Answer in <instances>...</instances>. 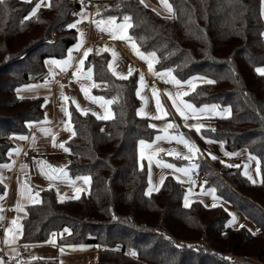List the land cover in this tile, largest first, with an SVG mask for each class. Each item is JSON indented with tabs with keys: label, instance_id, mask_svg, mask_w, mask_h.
<instances>
[{
	"label": "trees",
	"instance_id": "trees-1",
	"mask_svg": "<svg viewBox=\"0 0 264 264\" xmlns=\"http://www.w3.org/2000/svg\"><path fill=\"white\" fill-rule=\"evenodd\" d=\"M71 1L50 0L35 14V0L0 4V164L9 160L13 138L43 118V98L20 97L16 89L43 77L45 60L64 57L75 43L76 30L68 27ZM168 2L170 15L140 0H94L93 13L115 21L129 16V36L141 51L155 52L156 71L171 69L181 81L205 77L185 95L187 101L230 108L228 116L205 119L199 132L184 133L198 144L213 139L227 153L258 160L260 180L253 183L224 157L198 158L205 185L250 225H231L223 204L193 200L185 206V185L171 174L158 190L146 192L148 170L139 162L138 146L152 141L156 129L137 114V73L118 78L108 68L109 55L93 52L85 60L98 85L92 91L112 101L113 114L100 119L71 106L75 135L67 142V169L88 176V190L59 198L54 188L43 189L38 202L23 208V244H42L56 234L61 246H95V264H264V75L256 71L264 65L262 1ZM4 191L0 181V197ZM27 264L58 263L55 258Z\"/></svg>",
	"mask_w": 264,
	"mask_h": 264
},
{
	"label": "crops",
	"instance_id": "crops-1",
	"mask_svg": "<svg viewBox=\"0 0 264 264\" xmlns=\"http://www.w3.org/2000/svg\"><path fill=\"white\" fill-rule=\"evenodd\" d=\"M87 1L89 5H81L70 22V24H75L76 21H81L79 24H76V27H74L76 30V41L67 49L65 56L62 58L46 59V72L44 76L35 82L24 84L16 89V94L20 97H42L44 115L40 122L31 126L28 134L18 135L13 138L14 148L10 153L9 160L0 164V181L5 187L4 194L0 197V245L2 247L0 264H8V261H11V264H27L36 259L55 258L58 264H64L70 262L80 263L88 257L95 259V246H61L56 243V234L51 235V237L54 238L55 243H50L49 241H52V239H50L42 244L26 245L23 248H19L18 246L23 243L20 241V227H17V225L20 226L19 221L23 213V210L21 211L20 208L23 209L30 203L38 202L40 199V192L43 189L49 187L54 188L59 198H75L88 190L89 181L85 183L83 179H78L84 176H72L67 169L69 152H65L64 148H68L67 142L73 135V126L70 117L66 112L70 113V107L72 106L79 112H82L81 109H84L87 110L86 112H90L93 115L95 113V116L100 119H108L112 117L113 112L111 103H105V101H110L109 99L93 93V87H91L94 83L93 77L91 80H88L86 75L73 76V73L77 72L78 68L80 73H87L89 67L85 65V60L87 58L83 55L85 50L89 48L92 49L88 55L93 52L107 53L109 55L108 68L113 74L115 72L128 77L130 76L128 75L129 67L134 69L132 74L137 73L138 76L136 94L137 90H139L140 95L137 96L141 101V104L137 108V114L139 116L148 117L150 119L151 117H162L164 114L157 111L156 98L157 96L159 98L163 95L165 96V99L171 103L173 111H175V109L177 110L176 106H179L181 111L185 113V117H191L190 120L184 119L183 126L188 129H195L189 127L190 125L195 124L203 126L204 120L207 118L224 117L230 114V108L228 106L221 108L213 103L195 106L185 99L187 93L191 92L198 84L206 81L205 77L194 75L185 81L179 80L181 81V84L176 85L171 82V77L169 76H165L164 79H161L160 76L149 72L147 62L136 55L131 47V42L127 39L120 38L125 33L122 30L113 29L112 24L108 23V18L96 17L93 13L94 0ZM261 1V13L264 20V0ZM49 2L50 0H35L33 9L36 8L37 11L41 7L48 6ZM166 2L169 4L167 0ZM144 3L161 14L171 12L164 6L161 0H144ZM38 4L40 6L37 8L36 6ZM81 13H83V16H86L87 19H83ZM98 21H104V23L98 26L97 23H95ZM123 22L124 20L113 21V24H120ZM81 33H83V37L81 36ZM127 35L129 36V28L127 29ZM135 44L137 45L136 42ZM77 45H79L78 48L75 47ZM69 49H73L72 61L71 67L67 68L66 71H61L60 66L46 63V61H51L53 59H67ZM113 53H115V57L113 56ZM82 58L84 63L81 66L79 61ZM110 64L112 65L111 68L109 67ZM259 68H264V65ZM165 71L166 69L158 71L154 69V72L158 73H163ZM141 73L144 74L145 78L143 86L140 82ZM66 74H68L70 78L65 84L58 81L52 82L50 80V78L64 76ZM114 75L121 78V75ZM147 75L151 76L153 80L149 81L146 78ZM171 76H173L172 73ZM188 81H191V83H187ZM82 86L88 88V97H86L85 93L81 90ZM153 88L157 90L155 96L152 91ZM178 92L185 94L177 96ZM62 93L63 95H61ZM169 94H171V98H169ZM92 96L102 97L103 100L93 101L89 98ZM65 97H67V99H65ZM73 100L75 103H73ZM173 100L176 101V106L173 105ZM181 101L184 103L181 104ZM185 104L193 105V108L196 111L193 112L192 109L185 108ZM77 105H79V109L77 108ZM213 105L216 106L215 109H212L211 106ZM205 106H208V108L203 112L199 111L200 109H204ZM175 113H173V115ZM69 128L71 130H69ZM42 129H47L49 131L45 134ZM21 136L26 137V139H20L19 137ZM54 143L56 146H54ZM61 143H64V148L59 146ZM139 147L140 143L138 149ZM29 150L35 151L36 155L33 162L27 166L24 163L23 156ZM226 153L227 152L223 150L220 157H225L227 155ZM41 162L47 163L42 165ZM255 163L258 167V160L256 158ZM4 165H7V167H4ZM48 165H51L52 168H63L66 175L60 173L53 174ZM42 167L44 173L54 175L55 178L49 179L41 172ZM165 175L166 173L160 174V172H158L154 176L156 179L154 186H156V188L159 187L161 178H164ZM172 175L174 176V174ZM174 177L178 180L176 176ZM258 179L260 180V175H258ZM150 180L151 178L148 173L147 186ZM76 189H80V191L77 192ZM30 197H35L36 200L34 201L33 199H30ZM203 203L207 206L216 205V203L209 204L204 201ZM13 220L16 221L15 224L12 223ZM9 228L11 229V232L7 231ZM6 239L8 241L7 243L5 242ZM61 248H63V253L61 252Z\"/></svg>",
	"mask_w": 264,
	"mask_h": 264
},
{
	"label": "rangeland",
	"instance_id": "rangeland-1",
	"mask_svg": "<svg viewBox=\"0 0 264 264\" xmlns=\"http://www.w3.org/2000/svg\"><path fill=\"white\" fill-rule=\"evenodd\" d=\"M168 1V0H167ZM165 15L171 14L169 13H162ZM55 32L52 31V37L54 36ZM161 105L164 109V112L167 113V115H163L162 117H151V125H155L156 127H153L156 129V133L152 141L146 142L144 146L140 144L139 147V153L138 158L140 164L144 161L147 165V170L149 173V177L151 178V181L149 182L146 192L151 193L153 190H156L155 184V175L160 172L166 173V174H174L178 178L179 181L183 182L185 185V197L188 198V203L192 202L193 200H203L206 203H216V204H223L229 215V222L233 226H237L240 224H248L250 225V222L246 220L243 216H241L234 208L225 202H222L217 198V196L214 194L212 189L205 185V181L202 182L201 186H196L190 181V174L193 172H196L199 170V157H216L221 158L220 154L224 150L223 145L221 142L213 140V139H205L203 144H198L196 140H192L189 138L184 131L192 132V129L185 128L183 126L184 119L190 120L191 117H185L181 116V114L175 109L173 111V107L171 106V103H169L165 96L159 97ZM171 109L172 113H175L172 116L168 115L167 106ZM194 119V118H192ZM172 124L173 127L168 128L167 125ZM197 132V131H196ZM183 135V137L187 140H189L191 143L195 144L198 148L199 152L196 153L192 159H185L184 157L190 155L188 152V148L183 144L179 143L174 137ZM191 135V134H190ZM161 137V139H157V137ZM211 141V143L207 142ZM148 145H151V147H148ZM143 152V154H142ZM171 153V154H170ZM149 157H151V160H149ZM172 158L180 159L184 161L182 164H174L172 162ZM249 156L242 161L239 164V167L241 169L242 174L245 175V172L248 173L252 177L251 182L254 180L255 182H258V167L255 163V158ZM167 164H173L176 168H189V174L185 175L183 172H177L173 168L166 167ZM192 164L198 165V168H191ZM248 175H245L248 178ZM157 182V181H156ZM152 185V186H151ZM152 189L149 191V189ZM156 188V189H155ZM202 201V202H203ZM54 240V238H50ZM70 257V256H69ZM81 257V256H79ZM64 264H95V259L92 257L86 258L83 262L80 263H64Z\"/></svg>",
	"mask_w": 264,
	"mask_h": 264
},
{
	"label": "snow or ice",
	"instance_id": "snow-or-ice-1",
	"mask_svg": "<svg viewBox=\"0 0 264 264\" xmlns=\"http://www.w3.org/2000/svg\"><path fill=\"white\" fill-rule=\"evenodd\" d=\"M140 2L143 3L144 0H140ZM161 2L164 4V6H165L169 11H171V5L167 4L166 0H161ZM3 3H4V0H0V4H3ZM39 6H40V5L38 4L36 7L38 8ZM35 12H36V8H34V9L32 10V14H35ZM81 15H82L83 19H87L86 16H83V13H81ZM115 19H116L115 17H109V18H108V23H109V24H112L113 29H115V30H122V31L125 33V34H124L123 36H121L120 38H121V39H127V40H129V41L131 42V47H132L133 50L135 51L136 55H138L141 59H143V60H145V61L147 62L148 71H149V72H152L154 75L160 76L161 79H164L165 76H169V77H171V82H172V83H174V84H176V85H180V84H181V81L177 80L174 76H171V69H168V70H166V71L163 72V73L154 72L153 65H154V63L156 62V54H155V52H151V53H147V54L141 52V51L139 50L138 46H137V45L135 44V42L133 41L132 37L127 35V29L130 28V27H132V25H131V23H130L131 18H130L129 16H124V22H123V23H120V24H113V21H115ZM80 22H81V21L78 20V21H76L75 24H69L68 27H69V28H74V27H76V24H79ZM95 23H97V25L99 26L100 24H103L104 21H98V22H95ZM105 30H110V29H105ZM81 36L83 37V33H81ZM81 43H82V41H81ZM75 47L78 48L79 45H77V46H75ZM72 51H73V49H69V50H68V53H69V54H68V58L65 59V60H55V59H53V60H51V61H46V63H51V64H53V65L60 66L61 71H66L67 68L71 67ZM91 51H92L91 48L85 50V51H84V54H83L84 57L86 58L87 55H88V53L91 52ZM113 56L115 57V53H113ZM83 63H84V60H83V58H82V59L79 61V64L82 66ZM109 67L111 68L112 65L110 64ZM133 71H134V69H133L132 67H129L128 75H131ZM256 71H257L259 74L264 75V68H257ZM114 74H116V75H121V78H125V79L127 78L126 76H123V74H118V73H115V72H114ZM78 75H86L87 79H88V80H91V79H92V69H91V68H88L87 73H80L79 68H78V69H77V72L73 73V76H78ZM144 80H145V78H144V74L141 73V74H140V82H141V85H142V86L144 85ZM207 82H208V83H213V81H207ZM187 83L190 84L191 81H188ZM61 87H62V86H61ZM91 87H98V85H96L95 83H93V84L91 85ZM81 90L85 93V96L88 97V92H89L88 88H85V87L82 86ZM152 91H153V94H154V96H155L156 93H157V90H156L155 88H153ZM184 94H185V93H179V92H178V93H177V96H182V95H184ZM61 95H63V93H62ZM137 95H138V96L140 95L139 90H137ZM89 98L92 99L93 101L103 100L102 97H95V96H92V97H89ZM169 98H171V94H169ZM65 99H67V97H65ZM111 102H112V101H105V103H111ZM73 103H75L74 100H73ZM183 103H184V102L181 101V104H183ZM156 105H157V111L162 112L164 115H167V113L164 112V109H163V107H162V105H161V102H160V99L158 98V96H157V98H156ZM173 105L176 106V101H175V100H173ZM176 107H177V111L180 112L181 116H184L185 113H184L183 111H181L180 107H179V106H176ZM184 107L187 108V109H192L193 112L196 111V110L193 108V105H191V104H185ZM211 107H212V109H215V108H216L215 105H213V106H211ZM77 108L79 109V105H77ZM207 108H208V106H205L204 109H200L199 111L203 112V111H204L205 109H207ZM81 111L84 112V113L86 114V111H87V110L81 109ZM66 114L69 115V117H70V115H71L70 113H67V112H66ZM94 115H95V113H94ZM105 118H107V117H105ZM157 118H159V117H157ZM150 126H151V127H156L155 125H150ZM167 127H168V128H171V127H173V125H172V124H168ZM189 127L195 128V130H196L197 132H199L200 129H201V127H202V125H200V124H195V125H190ZM69 130H71V129L69 128ZM42 131H44L45 134H47L49 130H47V129H42ZM73 135H75L74 132H73ZM19 138H20V139H26V137H24V136H21V137H19ZM174 138H175L179 143H183V144L188 148V152L190 153V155L184 157L185 159H192L193 156H194L196 153L199 152V150H198V148L196 147V145L193 144V143H191L189 140L185 139V138L183 137L182 134L179 135V136H176V137H174ZM53 139H54V138H53ZM157 139H161V137L158 136ZM207 142L211 143V141H207ZM145 143H146V142L143 141V140L140 141V144H141L142 146H144ZM54 146H56L55 143H54ZM59 146L62 147V148H64V143H61ZM148 147H151V145H148ZM64 151H65V152H68V151H70V150H69L68 148H64ZM142 154H143V152H142ZM170 154H171V153H170ZM226 154L229 155V156L237 155V153H226ZM215 158H216V157H214V156L212 157V159H215ZM253 159H254V158H253ZM149 160H151V157H149ZM46 163H47V162H41L42 165H44V164H46ZM4 167H7V165H4ZM48 167L51 169V172H52L53 174H54V173H60V174H62V175H66V172L64 171L63 168H52L51 165H48ZM166 167H168V168H173V169H174L175 171H177V172H183L185 175H188V174H189V171H190L189 168H176L175 165H173V164H167ZM191 168H198V165H196V164H192V165H191ZM41 172L44 173V169H43V167L41 168ZM44 174H45L49 179H54V178H55L54 175H50V174H48V173H44ZM245 175H248V173L245 172ZM78 179H83L84 182L87 183V182L89 181L90 178H89L88 176H84V177H80V178H78ZM248 179H249V180H252V177H251L250 175H248ZM252 182L255 183L254 180H253ZM161 183H163V177L161 178ZM151 190H152V189L150 188L149 191H151ZM157 190H158V189H157ZM76 191L79 192L80 189H76ZM212 191L214 192L215 190L213 189ZM30 199H33L34 201L36 200L35 197H30ZM187 205H188V198H187V196H186V197H185V206H187ZM18 207H19V206H18ZM20 210L22 211L23 209L20 208ZM12 223L15 224L16 221L13 220ZM17 227H20V226L17 225ZM7 231H8V232H11V229L9 228ZM65 231H68V229H65ZM249 231H251V230H249ZM253 234H254V233H253ZM54 235H55V234H54ZM5 242H6V243L8 242L7 239H6ZM49 242H50V243H55V240H52V241H49ZM61 252L63 253V248H61ZM130 254H131V255H136V252H135V251H132Z\"/></svg>",
	"mask_w": 264,
	"mask_h": 264
},
{
	"label": "built area",
	"instance_id": "built-area-1",
	"mask_svg": "<svg viewBox=\"0 0 264 264\" xmlns=\"http://www.w3.org/2000/svg\"><path fill=\"white\" fill-rule=\"evenodd\" d=\"M81 5H89V3L87 0H72L71 1V7H70L67 15L73 16L76 13L77 9ZM69 78H70L69 75L66 74L64 76L50 78V80L52 82L58 81L62 84H65L68 82ZM146 78L149 81L153 80V78L151 76H148V75ZM35 155H36L35 151H33V150L27 151L23 156L25 165H27V166L30 165L33 162V159L35 158ZM247 157H248L247 154L241 153V154L232 155V156L226 155L224 157V160L226 163H228L230 165H237V164H240L242 161H244ZM190 180L193 182L194 185L199 186L205 180V174L203 172H199V171L193 172L190 174ZM0 228H1V225H0ZM25 246H26L25 244H21L18 247L23 248ZM99 250H102V248H99ZM0 256H2L1 250H0ZM8 264H11V261H8Z\"/></svg>",
	"mask_w": 264,
	"mask_h": 264
}]
</instances>
